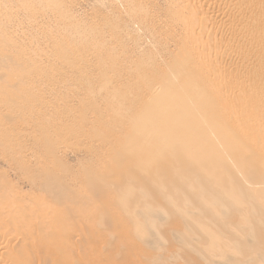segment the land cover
Here are the masks:
<instances>
[{"label": "rangeland", "instance_id": "obj_1", "mask_svg": "<svg viewBox=\"0 0 264 264\" xmlns=\"http://www.w3.org/2000/svg\"><path fill=\"white\" fill-rule=\"evenodd\" d=\"M55 1L57 2L58 5H55ZM138 6H140L141 8ZM131 7H133V10ZM145 8H147L148 10ZM137 10L149 11L151 16L148 20V23L158 24L157 22L158 17L165 16L166 0H54V2L52 0H0V42L2 43L0 44V59L3 57L7 58L8 56V59L15 61V62L13 61L10 62V65L11 66L13 65L12 67L10 65L9 67H5L4 65H2L3 66L2 68V66L0 65L1 67L0 73H2V75L0 74L1 75L0 76V96L1 98L4 97L3 99H0V101L6 100L7 105L8 103H11L9 104L10 107L12 105L11 108L9 107L8 108L9 109L13 108L11 110L13 112L12 113L10 112L8 108H5V106H7L5 103L3 102L0 103L1 104L0 105V120L1 122L3 121L2 122L3 124H1L0 122V125L1 127L2 125L6 127V129L5 127L2 129L0 127L1 129L0 130V137H1L0 140L3 138L0 141V151H1L0 152V182L6 179V181L12 183L13 185L15 183L14 186L16 187L17 191L25 192V193H32V194L33 193L38 194L39 192H44V189L46 188L47 191L49 190L48 194L45 195V192L47 191H45L44 194L43 193H40V194L46 197L49 195V198L47 197L48 199H50L49 202L51 201V203L49 204L53 206L55 204V201L53 202L54 203L53 204L52 203L53 199L50 197H52L53 194H54L55 199L59 197V200L57 198V200L59 201V204L57 202L58 205L55 204L54 206V208L56 209H57V206L60 209L63 206V208L65 209L66 205L65 206L64 204L61 205L60 199L61 198L63 199V197L66 198V199L64 198L65 200H61V201H63V203H66V200H67L68 206L72 205L70 210L68 209L69 207L66 208V210H69V211H66V213L67 212L69 213V216L67 215L68 213L66 214V216L71 219V220L70 219L68 220V226H69L70 231H73L70 233L75 234V235L78 234L79 236L81 235V239L85 238V240L83 239L84 241L83 242L82 240L79 241V239L77 238L79 236L77 237L75 236V238L77 239L76 241L74 239V236L71 235L73 236V238L71 237L72 239L70 238V240L72 241L70 242L72 244L70 242H69L70 244L68 243L69 246L71 245L70 246L71 251L69 252L70 253L69 257L71 259H68V260L69 262L70 260H73L72 262L73 264H78V263L80 264L81 263L82 264H264V166L261 165L262 166L261 167L260 164L252 165L254 163H253V160L251 163V159L255 158V156L252 153H248L240 148H233L232 151L235 152L236 156L231 155L232 158L228 160L230 156L227 155V157L228 156L229 157L228 159L226 158L227 159L226 160L213 153L201 154L198 148V143L195 141H191L188 138L175 139L174 141H171V144L169 143V148L168 146L166 147L168 148V150L165 148L161 150L163 151L165 156L162 155L163 157L159 158L158 161L151 162V166H152L151 169H153V173H149V172H152V170L146 171L143 168H139V166L135 162L138 157L137 158L135 157L134 159V156H133V159L132 158L130 159L131 155L128 156V154L125 155V153H123V150L124 152H128L129 150V149L127 150V148H129L128 144H124L120 148V152L116 154V156H113V154L118 149L116 148L117 144H119V146L122 144L120 143L122 140L121 136H123V134L127 131V129H125V126L123 124L127 121V118L129 119L131 116L137 114L140 111V109L142 110V108L139 109L138 107H140L141 104L143 103L141 100L144 101L143 99L144 96L143 97L141 96V92L144 89L142 87V84L145 78L143 77L139 78L140 76L138 75V73L136 74L133 73V68H135L134 63L136 62L135 65H137L138 62H140L141 60V63H139L140 65L149 67L146 74L148 73L147 75L149 74L153 75V68L160 65L161 62L163 61V57L161 56L163 55L162 49H165V47H161V46H164L165 44H167L168 49L174 48V46L170 44V41L164 38H163L164 40L162 39L160 41L156 39L155 41L157 44H155V41L153 42L154 39L151 36V34H148L149 32L147 30L145 31V29H141L140 26L135 23L137 22L136 20L137 16L135 15V12H139ZM64 16H67V17L65 18ZM75 21L76 22L78 21V22L76 23ZM132 22H134L135 24L134 23L132 24ZM78 23L81 25L83 24L85 25L84 27L86 29L84 30V32L80 31V30H83L84 28ZM86 23L88 24L87 27H86ZM100 23L103 26L100 25ZM130 23L132 24V26ZM95 24H97V26ZM68 25H71V26H68ZM94 26H96V28ZM115 26L118 27V31L121 30V32L119 31L120 32L119 35H121L119 36L120 38L119 37L117 38L115 34L113 33V30L114 32H116V30L114 29ZM97 27L100 30H97ZM122 27H124V29ZM70 28H72L74 32L71 33ZM77 28H78V31L75 33ZM88 28L94 29V30L92 31L90 30V32H88L89 31ZM68 29H70V31L66 32L68 31ZM125 29L126 31H128V33L125 31ZM85 31H87L88 34ZM93 31L97 33V35L93 34L94 33ZM145 32H148V33H145ZM77 33L80 36L79 35L77 36ZM70 34L75 35V36H71ZM127 34L130 38L127 36ZM113 36H115V38ZM149 36L152 37V39H150ZM4 37L7 39H5ZM132 37H135V38L131 39ZM79 39L81 40L79 41ZM119 39H120L119 41L120 43L113 42L116 40L118 41ZM61 40L65 42H62ZM84 40L87 42L84 43L85 42ZM132 40L134 42H132ZM2 41L3 42L5 41L6 43L7 42H10V43L12 42V43L6 44V43H3ZM126 41L128 44L126 43ZM163 41H165V43ZM71 43L73 45H71ZM158 43L159 44L161 43V44L159 45ZM123 44H124V47H123ZM99 45H100V48H98ZM118 45L122 46L123 48H120ZM155 45L157 47L156 53H154L156 51L154 49ZM61 46H64L63 48L64 50H67L66 51L67 53L70 52L73 55V56L70 55L71 57L69 56L70 57L69 60H72L73 62L67 61L63 56H60L61 54L59 55L57 53V52L61 53V50L63 49ZM56 48L57 50L60 48V50L57 51ZM71 48H75V50ZM83 49H84V52L82 51ZM95 49H97L96 52H98V50L100 49L99 51L100 53L102 51H105V53L103 52L104 57L102 53L101 54L96 53ZM112 49L116 51H113ZM85 50L87 51V53L89 52L88 56H87V53H85L86 52ZM54 51L55 52L57 51L56 52L57 55ZM77 51L79 52L77 53ZM90 51H92V54L96 55L97 57L90 56L92 55ZM140 51H142L143 54L140 53ZM151 51L153 52L150 53ZM164 51L166 52V49ZM49 52L51 53L54 52L55 54L54 53L51 54ZM124 52H125V55H126V52L129 53L130 55L129 54H127V56L122 55L124 54ZM8 53L9 55H7ZM12 53H13V55L11 56L12 58H10L9 56ZM153 53L155 54V56ZM46 54L50 56L52 55L53 57L54 55H56L55 57L59 61L55 60L56 58H53V57L50 58V56ZM74 54H75V57H74ZM111 54L115 55V56L113 55L114 56L113 61L117 60L118 63H115V62L113 63V61L111 62L112 60ZM157 54H162V55L158 56ZM45 55L48 57H46ZM120 55L121 57L119 58ZM57 56L62 57L61 59H63L64 61L59 59V57ZM98 56L99 57L102 56V58L100 59L98 58ZM19 57L22 59H20ZM158 57L159 58L161 57V59H159ZM30 58L33 60H31ZM95 58L98 59V63H96L97 59ZM51 59H54V60H51ZM75 59L80 62L76 64L77 62L75 63ZM152 59L154 61L155 60L156 61L162 60V61H158L157 63H155L156 61L153 62ZM166 59H170L168 54L166 56ZM41 60L43 63H39V61L41 62ZM82 60L83 61L85 60L86 62H83ZM99 60L104 64H102ZM107 60H109L110 62L108 61L109 62L108 63ZM27 61L29 62L27 63ZM30 61H32L33 64ZM46 61L48 64L46 63ZM119 61L120 62L122 61V62L119 63ZM24 62H26V65ZM35 62L37 63L35 64ZM105 62L108 63V66ZM23 63L24 65L22 66ZM44 63L46 64L44 65ZM65 63L68 66L67 65L65 66ZM73 63H75V65ZM40 64L42 65L43 69L41 68ZM87 64L88 66H86ZM89 64H92L93 66L91 65L92 67L91 66L89 67ZM113 64L114 66H116L115 64H118V69L119 70L122 69V71L117 70V72H115V69H113L115 72L113 74V70H111L112 68H114ZM119 64H123L122 67L120 66L119 68ZM124 64L127 66H124ZM36 65L40 66V69ZM50 65H53V66H50ZM57 65L59 66L57 67ZM69 65L72 66L71 70H69L70 69ZM109 65L110 66L112 65L111 69L109 68ZM24 66H28L31 69V71L33 70L32 74H31V71L27 72L26 71L27 69L25 68H28V67L24 68ZM54 66H55V69L50 68ZM62 66L63 67L65 66L66 68L65 67L64 68L67 70L63 69ZM123 66L125 67V69L129 67L127 70L132 73L130 72H127V73L129 75H132L131 77L129 75H126L127 73L125 74V72H123L125 70ZM82 67H85L89 70L86 69L87 71H85V68L82 69ZM9 68L10 69L12 68V69L9 70ZM47 68H49V70ZM94 68H97V69H94ZM103 68L105 72H103L104 71ZM6 69L8 70L6 71ZM13 69L14 71H12ZM17 69H19L18 70L19 72L16 71L17 73L15 74L14 72ZM51 69L52 71L53 69L54 71L56 69L57 70L56 72L53 71L52 73ZM73 69L76 70L75 71L76 73L73 72L74 71ZM22 70L27 73H24ZM42 70H44L43 73L41 72ZM64 70L66 73L70 74L71 78L68 77L69 75L68 76L64 75L66 74L64 73ZM82 70L84 71L81 72ZM109 70L111 71L110 73H109ZM10 71L13 72L15 76L12 75ZM60 71L61 72L63 71V72L60 73ZM94 71L95 73L96 72H101V73H96L97 75L99 74L97 76L94 73ZM106 71L108 74H110V76L113 74L112 75L113 77L112 76L110 77L108 74H106ZM35 73L38 74V77L36 75L37 79H34ZM46 73L48 74V77L46 76L47 75ZM10 74L12 75V77ZM44 74H45V78L47 77L48 80H50L51 77L52 79L50 81L46 80L43 77ZM50 74L52 75L49 76ZM86 74H89V75L87 76ZM105 74L107 75L105 80L106 82H109V89H110L109 91H112L113 90L112 88H115L119 92L118 99H117V96L113 97L111 93L108 92V90L104 88V84L106 82H104L105 81L104 79L102 81V77H105ZM71 75H74L75 77ZM82 75L84 77L86 76L87 79L86 77L84 79ZM9 76L11 77L10 79L12 80H14L17 76L18 78H16L15 80L17 82L11 81L9 79ZM24 76L25 78L28 77L27 79L31 78V80L29 79V82H32V83L35 82V84L33 83L35 87L32 85V87H34V90L32 91V94H31V97L33 99L30 97V94L28 92L29 91L28 88L30 87L28 84L24 86L27 92L25 91L21 92L19 90L20 86L17 83ZM31 76L34 78H32ZM100 76L101 78L99 79L101 81H99V79L97 78ZM108 76L111 79L107 80ZM116 76L118 77L115 80ZM78 77H80L79 80H78ZM81 77H83V80H81L82 79ZM88 77L90 78L89 81L92 86L88 84L89 83ZM119 77L121 78L118 80ZM2 78L3 79L5 78L6 81L5 79L4 81H1L3 80ZM7 78L9 80H7ZM74 78H76V80ZM27 79H24V80L27 81ZM39 79L41 80L45 79V80L44 82L43 80L39 82L40 81ZM63 79H65L66 81H64ZM77 80L78 82L80 80L82 82L86 80L88 83L83 82V85L86 87V89L83 90V88L85 87L84 86L82 87V84H78ZM121 80L123 83H121ZM113 81L115 82L113 83ZM118 81L119 83H121L120 85ZM82 82H79V83H82ZM126 82L127 84H125ZM48 83L50 85L52 83V85L50 86ZM137 84L138 85L140 84V85L138 86ZM2 85L3 87L4 86L5 87L3 88ZM42 85H44L45 87L44 86L43 88L40 87ZM122 86H127L126 88L128 92L129 91L130 92L127 93V91L124 89L125 87H122ZM37 87L41 90L40 91L41 94L43 93L42 95H45V97L42 96L43 97L42 98L40 96L41 94H39L40 93L39 89L38 90L36 89ZM67 87L69 88V90ZM35 89L38 91V93H36ZM65 89L66 91H64ZM79 89L80 90L82 89V90L79 92ZM102 89H105L106 91L104 90L100 93ZM118 89H124L123 91L120 90L122 91L121 93L123 94H121ZM131 89L133 91H131ZM16 91L17 92L19 91L22 94L23 93L24 94L26 93V94L22 95L20 93H17ZM34 91L40 97L38 95L37 97L33 96L35 95L33 94ZM68 91L69 93H67ZM136 91H140V92H136ZM13 92L18 95H22L26 99L25 100L26 102L24 101L23 98H21L22 103L24 104L19 103L21 102V100L18 98L16 99L13 98L15 95L14 96L9 95V93H13ZM125 92L127 94H125ZM131 92H132V95H137V96H135L134 98L132 95H129L131 94ZM61 94L63 97L61 96ZM64 94H66L65 96L67 98L64 96ZM104 95L106 96L110 95V96H107L106 98V96ZM122 95L126 96L127 98L131 97V99L133 100L132 101L131 99L130 101L126 100L125 102H127V104L125 102L123 103L122 101L125 100L126 97L124 98V96L122 97ZM92 96L94 97V99L95 98L96 99L94 100ZM44 98L46 99L45 102H43ZM59 98L60 99L63 98V99H61L60 101ZM113 98L117 99V101ZM119 98L120 99L122 98L121 101ZM37 99L38 100L40 99L39 101L40 102L42 101V103H45V105L40 103ZM67 99L69 102H67ZM73 99L75 100L73 101ZM111 99H113L112 102H111ZM137 99H139V101ZM18 100L19 102H17ZM29 100L31 101V103ZM52 100L58 101V103H56L55 101L53 102ZM89 100L90 102H92L91 104ZM118 100L121 103L118 102ZM51 103L53 105H51ZM59 103L61 107L58 105ZM64 104L67 106H65ZM139 104L140 106H138ZM16 105L18 106V107H15V108H18L17 110L14 109V106ZM26 105L29 107H27ZM111 105H114V107H112ZM116 105L119 107V109H120V106H122V111L125 112L124 114L121 113L123 115L121 118H120L121 115H119L121 112V109L119 110ZM24 106H26V108ZM82 106H83V109H82ZM110 106L114 109V112L120 111L116 115L117 117H119V119H117V117L114 116L116 112L114 113V115H111L112 113L110 114V112H113ZM20 107L21 108L23 107V108L21 109ZM55 107L56 108L60 107L61 109L60 111L58 109H56L55 111L56 112L59 111V113L60 112L63 113V116L61 115V113L59 115L54 111ZM142 107H143V104H142ZM2 108H5V109H2ZM28 108H30L31 110ZM74 108L76 109V111ZM6 109H8L9 111ZM62 109H64V111H62ZM36 110L39 113L36 112ZM42 110L44 113L42 112ZM77 110L79 111L82 110L80 111L82 116L79 115L80 113ZM74 111L75 113H73ZM104 111L106 113H104ZM21 112L24 114H22ZM36 113L39 114V116L41 115L42 117H39L38 115L36 116ZM51 113H53V115ZM54 113L56 114L57 117L56 116L54 117L55 115ZM126 113L128 116L125 115ZM12 114L15 116H13ZM31 114H33L34 116ZM17 115L19 116V118ZM20 115L22 116L25 115V117H22ZM77 115H79L78 117L80 119L81 117L82 119L84 117L83 119L84 121H82V119L77 120L79 119ZM46 116L48 118H46ZM245 116H248L247 111L245 112ZM63 117L64 118L67 117V121L69 120L67 122L68 126L71 123L70 124L71 127H68L67 124H65L66 119H64ZM70 118H73V119H70ZM59 119L61 122L58 121ZM62 119L65 121H63ZM6 121H8L7 124L11 122L8 125V127L6 126L7 125ZM106 121L107 122L109 121V122L107 123ZM73 123H75L74 126H73ZM79 123L82 125H80ZM91 123L94 125H91ZM64 125L66 128L67 127L69 128V129L67 128L69 132L66 129H64ZM77 125L78 126L80 125L81 127L80 126L78 127ZM125 125L127 124L125 123ZM93 126H94V129H93ZM112 126L115 128L120 127L121 129L116 130ZM13 127H16L17 129ZM55 127H56V130H54ZM58 127L61 129H59ZM77 127L78 129L76 130ZM95 127L98 129L95 130L96 129ZM100 127L101 128L103 127L102 129H104L105 131L104 130H103L104 132L101 131L102 129ZM17 130H19L20 132H22L23 130L24 131L22 133L17 132L19 134H16ZM26 130H30L32 132L30 133V131L28 132ZM61 130H62V133L66 132L63 135L65 136L67 135L66 138L69 141L66 140V138L64 139L65 136L58 135V133L61 132ZM75 130H76V134H80L82 137L80 135L76 137V134H74ZM119 130L120 132H118ZM3 131L5 132L4 134L6 135L3 134ZM55 131H56V134L54 133ZM77 131L79 133H77ZM52 132L56 136L52 135L53 134ZM87 132L89 133V135ZM68 133H70L71 136L73 133L72 137H76V138L71 139V136H68ZM12 134H15V136ZM3 135L5 137L7 136L8 138L7 137L5 138ZM10 135L12 136V138ZM118 136H119V139H117L118 140L117 141L116 138ZM22 137H24L25 140L22 139ZM83 137H85V140ZM87 137L88 138L90 137V138L87 140ZM253 137H254V134L249 133L245 136L244 139L250 140ZM27 138L29 139V141ZM62 138L64 141L66 140L65 141L66 143L62 140ZM77 138L78 139L80 138L82 141L80 139L78 141ZM16 139H19L21 142L24 140L23 141L24 143L22 142V144L23 145L25 144V146H23L21 142ZM60 140L62 142H60ZM76 140L79 142V144L78 142H76ZM112 141H114V144ZM115 141L117 142V144H115L116 143ZM16 142H20L19 143L20 145L17 144ZM63 142L66 145L68 143V145H70L71 147H69V149L67 148L65 149L62 144ZM80 142H82L86 146L83 145L82 143L80 145ZM3 144L6 146H4ZM90 144H92V146H90ZM58 145H59V148L61 146L59 150L56 149ZM74 145L75 147L77 146L76 149L73 147ZM62 146L66 151H64ZM22 147H26L24 148L25 150ZM89 147L94 148L93 150L95 151L90 150ZM101 150L104 154L101 152ZM54 153H57V154H54ZM52 154L56 155V159L54 158L55 156L54 157L52 156ZM16 156H18V158ZM104 159L105 160L107 159V160L105 161ZM44 160H48V161H44ZM106 162H109V164H107ZM115 162L117 164H115ZM49 165H51V167ZM104 165L110 166L109 169L107 168L108 166H106L107 168L106 169ZM121 165H123V167H120ZM110 168L111 169L113 168L112 169L113 172H109ZM117 168L118 169L121 168V169L118 170ZM37 170L39 171L37 172ZM36 172L37 174L39 173V175H37ZM46 173L48 176L46 175ZM44 174L45 176H43ZM49 174H51L50 180H48L50 176ZM35 175H37V179ZM40 176H43L44 178L41 177L40 179H38ZM103 176H105V178H103ZM45 180H47V182H45ZM38 181L39 183L36 184L38 186H36L34 183ZM48 181H53L54 184L53 182L48 183ZM32 182L33 184L31 186V184L29 183H32ZM40 183L41 184L43 183L45 185L47 184L46 186L50 185V188H52L53 186H55L56 188L53 187L52 189H50L48 188L49 186L45 187V185L42 184L41 186H43V188L45 187L43 189L40 187L39 185ZM52 184L53 186H51ZM34 185L36 187L33 189ZM93 187L94 188L97 187L96 189L97 190L99 189V190L97 192L96 191L93 192V189H94ZM36 188L39 190L40 189H43V190H40V191L38 190L37 192ZM123 189H125L124 190L125 192H122ZM127 189L130 192L129 195L127 193ZM51 190H52L51 192L52 196H50ZM88 199L90 201H87ZM117 200H120V201H117ZM72 207H73V211L71 212ZM133 214H135L137 217H135V215ZM115 215L116 217H114ZM111 216L113 217V219ZM68 218H66V220ZM141 227L142 229L138 230ZM135 229L137 230L136 232H135ZM87 231H89L88 233H90L91 231L93 232V234L91 235L90 233L88 235ZM142 231H145V233L147 234L145 235V233H143ZM96 232H97V235H96L97 237H94ZM85 234L88 236H85ZM89 236H92L93 238H90ZM79 242L83 244H79ZM99 248H102L101 250L103 251L102 254ZM78 251L79 252L81 251L80 252L81 258L77 256V254H79Z\"/></svg>", "mask_w": 264, "mask_h": 264}, {"label": "bare ground", "instance_id": "obj_2", "mask_svg": "<svg viewBox=\"0 0 264 264\" xmlns=\"http://www.w3.org/2000/svg\"><path fill=\"white\" fill-rule=\"evenodd\" d=\"M54 2V0H52ZM55 5H58L57 2L55 1ZM60 7V6H59ZM140 7V6H138ZM143 7V6H142ZM132 10H133V7H131ZM141 8V7H140ZM139 9V8H137ZM147 9V8H145ZM148 10V9H147ZM139 12H135V15L137 16V22H135L136 24H138L140 26L141 29H145V31L147 30L148 32H145V33H148V34H151V36L153 37V42L157 39V40H162L163 38L166 39V40H169L170 41V44L174 46L173 49H168L167 48V44H165L164 46H161V47H165L166 49V52L164 51L165 49H161L163 50V55L162 54H157L158 56L159 55H162L161 57H163V61L162 60H158V61H162L160 65H158L157 67L153 68V75L152 74H149L147 75L146 72L147 70L149 69V67H146L144 65H140L139 63H141V60L140 62H138L137 65L136 62L134 63V67L133 68V73L136 74L138 73V76L139 78H145L144 79V82L142 84V87L145 89H143V91L141 92V96L143 97L144 101L141 100L140 102L143 104V107H142V104L140 106V104L138 106L139 109L142 108V110L138 109V113L131 116L129 115V119L127 118V121L125 122L127 125H125V123L123 124L125 126V129H127V133L125 132L123 134L122 137V140L120 143H122L120 146L119 144H117V142L115 144H117L116 148H118L116 150V152L113 154V156H116V154H118L120 152V148L124 145V144H128L129 145V148H127L128 152H124L123 150V153L128 154V156H130V159L132 158L133 159V156H134V159L135 157L137 158L136 159V163L137 165L139 166V168H143L145 169L146 171L148 170H152V172H149V173H153V169L152 166H151V162H154V161H158L159 158L163 157L162 155H164L163 151H161L163 148L167 149L169 148V143L171 144V141H174L175 139H182V138H188L190 139L191 141H195L198 143V148H199V151L201 154H206V153H213L223 159H229L232 158L231 155H234L236 156L235 152L232 151L233 148H240L248 153H252L255 158L254 159H251V163H252V160H253V163L252 165H255V164H260V166H264V0H166V13H165V16H160L158 17V24H150L148 23V20L151 16V14L149 13V11H146V10H137ZM61 13V12H59ZM133 13V12H132ZM149 13V14H148ZM63 15V14H62ZM68 16V15H67ZM67 16H64L65 18ZM133 16V15H132ZM135 16V17H136ZM70 19V18H69ZM65 20V19H64ZM62 20V21H64ZM106 20V19H105ZM109 20V19H108ZM107 20V21H108ZM132 20V18H131ZM66 21V20H65ZM102 21V20H101ZM130 21V20H128ZM72 22V21H71ZM76 22V21H75ZM78 22V21H77ZM76 22V23H77ZM110 22V21H109ZM112 22V21H111ZM132 22V24L134 23ZM75 23V24H76ZM84 23V22H83ZM102 23V22H101ZM100 23V25H102ZM113 23V22H112ZM134 23V24H135ZM74 24V25H75ZM79 24V23H78ZM85 24V23H84ZM81 25L83 26V30H80V31H83L86 29L84 26L85 25ZM106 24V23H104ZM129 24V23H128ZM131 24V23H130ZM131 24V26H132ZM97 26V24H95ZM114 25V24H113ZM66 26V25H65ZM68 26H71V25H68ZM88 26V24L86 23V27ZM96 26H94L96 28ZM103 26V25H102ZM105 26V25H104ZM130 26V25H128ZM73 27V26H72ZM91 27V26H90ZM93 27V25H92ZM107 27V26H106ZM114 27V26H112ZM120 27V26H119ZM75 28V26H74ZM100 28V26H99ZM103 28V27H102ZM124 29V27H122ZM121 28V29H122ZM127 28V27H126ZM67 29V28H66ZM65 29V30H66ZM71 29V33L74 32V30ZM70 29H68V31L66 32H69ZM89 29V28H88ZM87 29V30H88ZM106 29V28H104ZM103 29V30H104ZM110 29V28H109ZM113 29V28H112ZM116 30V32H114L113 30V33L115 34V36L118 38L119 36V33L121 32V30L118 31V27L115 26L114 28ZM76 30V29H75ZM90 30H94V29H89L88 32H90ZM97 30H100L98 29L97 27ZM96 30V31H97ZM64 31V30H62ZM78 31V28L77 30L75 31V33ZM79 31V32H80ZM107 31V30H106ZM105 31V32H106ZM112 31V30H110ZM123 31V30H122ZM126 31V29H125ZM144 31V30H143ZM65 32V34H66ZM78 32V33H79ZM82 32V33H83ZM87 32V31H85ZM87 32V34H88ZM94 32V31H93ZM99 32V31H98ZM128 33V31H126ZM77 33V36L79 35ZM81 33V34H82ZM103 33V31H102ZM112 33V32H111ZM133 33V32H132ZM135 33V32H134ZM63 34V33H62ZM61 34V35H62ZM64 34V36H65ZM68 34V33H67ZM95 35H97V33H93ZM101 34V33H100ZM105 34V33H104ZM110 34V33H109ZM123 34V33H122ZM71 35V34H70ZM69 35V36H70ZM85 35V34H83ZM130 35V34H129ZM71 36H75V35H71ZM80 36V35H79ZM115 36H113L115 38ZM128 36V34H127ZM125 36V37H127ZM99 37V36H98ZM129 37V36H128ZM140 37V36H139ZM137 37V38H139ZM150 37V36H149ZM152 37H150V39H152ZM2 38V37H1ZM5 38V37H4ZM88 38V37H87ZM91 38V37H90ZM112 38V39H114ZM120 38V37H119ZM130 38V37H129ZM135 37H132L131 39H133ZM136 38V39H137ZM7 39V38H5ZM82 39V38H81ZM79 39V41L81 40ZM95 39V38H94ZM125 39V38H124ZM163 39V40H164ZM87 40V39H86ZM91 40V39H90ZM129 40V39H127ZM62 42H65L63 40H61ZM71 41V40H70ZM85 41V40H84ZM101 41V39H100ZM120 39L117 41H113L114 43L115 42H119ZM122 41V39H121ZM137 41V40H136ZM3 42V41H2ZM68 42V41H67ZM73 42V41H72ZM75 42V41H74ZM87 41H85L84 43H86ZM93 42V41H92ZM112 42V40H111ZM131 42V41H130ZM129 42V43H130ZM132 42H134L132 40ZM152 42V40H151ZM165 43V41H163ZM3 43H6L5 41ZM10 42H7L6 44H9ZM12 43V42H11ZM10 43V44H11ZM76 43V42H75ZM74 43V44H75ZM83 43V44H84ZM100 43V42H98ZM120 43V42H119ZM127 43V41H126ZM140 43V42H139ZM0 44H2L0 42ZM88 44V43H87ZM97 44V43H96ZM102 44V43H101ZM118 44V43H117ZM125 44V43H124ZM124 44H123V47H124ZM128 44V43H127ZM133 44V43H132ZM136 44V43H135ZM154 44V43H152ZM155 44L156 41H155ZM159 44V43H158ZM161 44V43H160ZM159 44V45H160ZM60 45V44H58ZM71 45H73L71 43ZM89 45V44H88ZM93 45V44H91ZM116 45V44H115ZM122 45V43H121ZM158 45V47H159ZM4 46V44H3ZM87 46V45H86ZM105 46V45H104ZM120 48H123L122 46L118 45ZM13 47V46H12ZM16 47V46H15ZM59 47V46H58ZM62 48L64 46H61ZM88 47V46H87ZM90 47V46H89ZM98 47V46H97ZM106 47V46H105ZM127 47V46H126ZM155 50L157 49L156 45L154 46ZM170 47V46H169ZM61 48V49H62ZM76 48V46H75ZM75 48H71V49H74ZM91 48V47H90ZM100 48V45L99 47ZM55 49V48H54ZM88 49V48H87ZM102 49V48H101ZM107 49V48H106ZM111 49V48H110ZM153 49V50H154ZM159 49V48H158ZM175 49V50H174ZM57 50V48H56ZM60 50V48L58 49ZM57 50V51H58ZM78 50V49H77ZM97 49H95V52H96ZM113 51H116L114 49H112ZM126 50V48H125ZM142 50V49H141ZM56 51V52H57ZM67 50H64V48L61 50V53L57 52L60 56H63L67 61H70V62H73L72 60H69V58L71 57L70 55H72L70 52L67 53L66 52ZM84 52V49L82 50ZM86 51V50H85ZM100 49L98 50V52L96 53H99V54H103V52L105 53V51H102L101 53L99 52ZM159 51V50H158ZM55 52V51H54ZM52 52V53H54ZM55 52V53H56ZM79 51H77L78 53ZM94 52V51H93ZM139 52V51H138ZM153 51H151L150 53H152ZM157 50L154 52L156 53ZM51 53V52H49ZM51 53V54H52ZM54 53V54H55ZM56 53V55H57ZM74 53V52H73ZM82 53V52H81ZM87 53V51L85 52ZM89 53V52H88ZM88 53H87V56H88ZM90 53L92 54V51H90ZM109 53V52H107ZM112 53V52H111ZM122 53V52H121ZM120 53V54H121ZM140 53H142V51H140ZM147 53V52H146ZM153 53V54H154ZM160 53V52H159ZM169 55V58L170 59H166V56L167 54ZM17 54V53H16ZM15 54V55H16ZM80 54V53H79ZM78 54V55H79ZM95 54V53H94ZM115 54V53H114ZM113 54V55H114ZM127 53L126 52V55H125V52L124 54L122 55H125L127 56ZM143 54V53H142ZM141 54V55H142ZM9 55V53L7 54ZM13 55V53L9 56L10 58H12L11 56ZM48 55V54H46ZM45 55V56H46ZM54 55V57L51 55H48L50 56V58H56ZM98 55V54H97ZM108 55V54H107ZM112 56V60L111 62L113 61V57L115 56ZM130 55V54H129ZM140 55V57H141ZM148 55V54H147ZM6 56V54H5ZM18 56V55H17ZM44 56V57H45ZM46 56V57H48ZM70 56V57H69ZM73 56V55H72ZM83 56V54H82ZM85 56V55H84ZM90 56H94V57H97L96 55H90ZM110 56V55H109ZM108 56V58H109ZM110 56V57H111ZM117 56V55H116ZM144 56V55H143ZM146 56V54H145ZM153 56V55H152ZM155 56V54H154ZM16 57V56H14ZM21 57V56H20ZM19 57V58H20ZM59 57V56H57ZM74 57H75V54H74ZM79 57V56H78ZM93 57V59H94ZM103 57H104V54H103ZM121 57V55L119 56V58ZM161 57L159 59H161ZM62 57H59V59H61ZM77 58V57H76ZM85 58V57H84ZM83 58V59H84ZM98 58H102L98 56ZM128 58V57H127ZM148 58V57H147ZM18 59V58H17ZM22 59V58H20ZM24 59V58H23ZM29 59V58H28ZM31 59V58H30ZM48 59V58H47ZM73 59V58H72ZM87 59V58H86ZM85 59V60H86ZM97 59V58H95ZM141 59V58H140ZM156 59V57H155ZM27 60V59H26ZM25 60V61H26ZM33 60V59H31ZM38 60V59H37ZM46 60V59H45ZM51 60H54V59H51ZM57 60V58L55 59ZM63 60V59H61ZM81 60V59H79ZM83 61V62H86V61ZM110 60V59H109ZM107 60V62L109 61ZM120 60V59H119ZM123 60V59H122ZM138 60V59H137ZM144 60V59H143ZM13 61L15 62L14 60H11V59H8V56L7 58H1L0 59V65H4L5 67H9L10 65V62ZM22 61V60H21ZM36 61V59H35ZM59 61V60H57ZM64 61V60H63ZM81 61V62H82ZM90 61V60H89ZM100 61V60H99ZM117 61V60H116ZM115 60L113 61V63H118V61L116 62ZM124 61V60H123ZM130 61V60H129ZM153 62H155L153 59H152ZM151 61V62H152ZM158 61H156L155 63H157ZM17 62V60H16ZM20 62V61H19ZM29 61H27L28 63ZM32 63V61H30ZM38 62V61H37ZM35 62V64L37 63ZM49 62V60H48ZM61 62V61H60ZM59 62V63H60ZM77 62V63H76ZM80 61H77L75 59V63L78 64ZM101 62V61H100ZM104 62V61H103ZM105 62L108 66V63L110 62ZM122 62V61H121ZM119 61V63H121ZM25 65H26V62H24ZM24 63L22 64V66L24 65ZM30 63V65H31ZM39 63H43L42 60L41 62L39 61ZM47 63V61H46ZM44 63V65L46 64ZM54 63V62H53ZM57 63V62H56ZM63 63V62H62ZM67 63V62H66ZM65 63V66L67 65ZM69 63V62H68ZM75 63H73L75 65ZM90 63V62H89ZM92 63V62H91ZM94 63V62H93ZM98 63V59H97V62ZM102 63V62H101ZM126 63V62H124ZM131 63V64H133ZM143 63V62H142ZM153 63V64H155ZM15 64V63H14ZM19 64V63H18ZM21 64V63H20ZM33 64V63H32ZM48 64V63H47ZM55 64V63H54ZM58 64V63H57ZM83 64V63H81ZM95 64V63H94ZM104 64V63H102ZM129 64V65H131ZM144 64V63H143ZM152 64V66H153ZM63 65V64H61ZM60 65V67H61ZM72 65V63H71ZM85 65V64H84ZM92 64H89V67L91 66ZM96 65V64H95ZM116 66H114V68H112L110 65H109V68L111 70L115 69V72H117L118 69V64H115ZM123 64H119V68L120 66L122 67ZM128 65V63H127ZM124 64V66H127ZM147 65V64H146ZM11 66V65H10ZM13 66V65H12ZM11 66V67H12ZM16 66V65H15ZM21 66V65H20ZM39 69H40V66L42 68V65L40 64V66L36 65ZM50 66H53V65H50ZM56 66V65H55ZM55 66L54 67H50V68H54L55 69ZM59 65H57L58 67ZM64 66V67H65ZM68 66V65H67ZM70 66V65H69ZM79 66V65H77ZM83 66V65H82ZM88 66V64L86 65ZM93 66V65H92ZM91 66V67H92ZM97 66V65H96ZM101 66V65H100ZM123 66V67H124ZM151 66V65H150ZM151 66V67H152ZM25 67H28V66H24ZM36 67V68H37ZM45 67V66H43ZM63 67V66H62ZM63 67V69H65ZM88 67V68H89ZM95 67V66H94ZM103 67V66H102ZM132 67V66H131ZM130 67V68H131ZM1 68V67H0ZM3 68V66H2ZM22 68V67H21ZM34 68V67H33ZM32 68V69H33ZM37 68V69H38ZM69 68V67H68ZM72 66H70V69L71 70ZM85 68V67H82V69ZM129 68V67H128ZM127 68V69H128ZM12 69V68H11ZM9 68V70H11ZM15 69V68H14ZM14 69L12 71H14ZM27 69L26 71L27 72H30L31 69L28 67V68H25ZM29 69V70H28ZM43 69V68H42ZM45 69V68H44ZM49 70V68H47ZM53 69V71H54ZM58 69V68H57ZM56 69V70H57ZM75 69V67H74ZM73 69V70H74ZM77 69V68H76ZM85 68V71L89 70ZM91 69V68H90ZM94 69H97V68H94ZM106 69V67H105ZM125 69V67H124ZM127 69H125L123 72H125V74L127 72H130L128 71ZM2 70V69H1ZM5 70V69H4ZM3 70V71H4ZM8 69H6L7 71ZM19 69L15 70V74L18 71ZM56 70L54 72H56ZM62 70V68H61ZM67 70V69H65ZM64 70V73H66ZM102 70V69H101ZM100 70V71H101ZM104 70V68H103ZM108 70V69H107ZM5 71V72H6ZM17 71V72H16ZM23 71V70H22ZM33 71V70H32ZM32 71H31V74H32ZM35 71V70H34ZM38 71V70H37ZM40 71V70H39ZM44 70H42L41 72L43 73ZM52 69H51V72L53 73ZM59 71V70H58ZM76 70H74L73 72H75ZM84 70H82L81 72H83ZM97 71V70H96ZM119 71H122L119 70ZM118 71V73H119ZM1 72V71H0ZM11 72V71H10ZM24 72V71H23ZM27 72H24V73H27ZM50 72V73H51ZM63 72V71H62ZM60 71V73H62ZM80 72V74H81ZM92 72V70H91ZM90 72V73H91ZM105 72V70L103 71ZM111 71L109 70V73ZM114 70H113V74L115 73ZM8 73V72H7ZM12 75H14L13 72H11ZM21 73V72H20ZM37 73V72H36ZM35 73V78L34 79H37L36 78V75L38 77V74ZM40 73V72H39ZM71 73V72H69ZM78 73V72H77ZM85 73V72H84ZM87 73V72H86ZM89 73V72H88ZM95 73V71H94ZM96 73H101V72H96ZM95 73V74H96ZM117 73V74H118ZM132 73V72H130ZM2 75V73H0ZM19 74V73H18ZM17 74V75H18ZM22 74V73H21ZM30 74V73H29ZM47 74V73H46ZM56 74V73H54ZM83 74V73H82ZM104 74V73H102ZM106 74L107 71H106ZM105 74V77H102V81L103 79L105 80L106 78V75ZM112 74V73H111ZM112 74V75H113ZM122 74V73H121ZM0 75V76H1ZM11 75V74H10ZM11 75V77H12ZM28 75V74H27ZM52 74H50L49 76H51ZM58 75V74H56ZM54 75V76H56ZM61 75V74H60ZM64 75H69L68 77H70V74L66 73ZM76 75V74H75ZM87 76L89 74H86ZM94 75V74H93ZM97 75V74H96ZM95 75V77H96ZM99 75V74H98ZM97 75V76H98ZM110 76V74H108ZM111 75V76H112ZM119 75V74H118ZM126 75H129L128 73ZM15 76V75H14ZM19 76V75H18ZM43 76V75H42ZM48 77V74L46 75ZM53 76V77H54ZM71 76H74V75H71ZM79 76V75H78ZM83 76V75H82ZM102 76V75H101ZM100 77H97L98 79L101 78ZM107 77V80L108 79H111L110 77ZM120 76V75H119ZM123 76V75H122ZM130 77L132 75H129ZM9 76V79L11 78ZM20 77V76H19ZM40 77V76H39ZM45 78V74L43 76ZM41 77V78H43ZM47 77L45 78L46 80ZM61 77V76H60ZM63 77V76H62ZM75 77V76H74ZM84 77V76H83ZM83 77H81L83 80ZM86 77V76H85ZM84 77V79H85ZM113 77V76H112ZM115 77V76H114ZM118 76H116L115 80L117 79ZM127 77V76H126ZM16 78H18L16 76ZM16 78L14 80L10 79L11 81H15ZM28 78V77H27ZM25 78V76L23 78L20 79V81H18L17 84H19L20 88L19 90L22 92V91H25V85L28 84L30 87L28 88V92L30 94V97H31V94H32V91L34 90V87L35 85H33V83L35 84V82H29V79L31 80V78L27 79ZM58 78V76H57ZM71 78V77H70ZM89 78V77H88ZM121 77L118 78V80L120 79ZM124 78V77H123ZM3 79V78H2ZM5 79V78H4ZM1 80V81H4ZM7 78V80H9ZM24 79H27V81H25ZM44 79V80H45ZM52 79V77H51ZM50 79V80H51ZM66 79V78H65ZM65 79H63L64 81H66ZM68 79V78H67ZM76 80V78H74ZM80 79V77H78V80ZM87 79V77H86ZM125 79V78H124ZM41 82L42 80L39 79ZM43 80V82H44ZM48 80V81H50ZM77 80V82H78ZM79 81V82H82V81ZM90 80V78L88 79V81ZM113 80V79H112ZM6 81V79H5ZM34 81V80H32ZM37 81V80H36ZM72 81V80H71ZM99 81H101L99 79ZM128 81V80H127ZM8 82V81H7ZM17 82V81H15ZM46 82V81H45ZM63 82V81H62ZM70 82V81H69ZM75 82V81H74ZM78 84H82V87L84 86L83 85V82H87L86 80H84L82 83H79ZM92 82V81H91ZM106 82V80L104 81ZM103 82V83H104ZM111 82V81H110ZM115 81H113L114 83ZM2 83V82H1ZM47 83V82H46ZM54 83V82H53ZM73 83V82H72ZM88 83V82H87ZM86 83V84H87ZM95 83V82H94ZM117 83V81H116ZM119 83V81H118ZM121 83L122 80H121ZM119 83V85L121 84ZM5 84V83H4ZM9 84V83H8ZM13 84V83H12ZM40 84V83H39ZM45 84V83H44ZM49 84V83H48ZM66 84V82H65ZM90 84V81L89 83ZM127 84V82L125 83ZM135 84V83H134ZM11 85V84H10ZM32 85L34 87H32ZM38 85V83H37ZM36 85V86H37ZM46 85V84H45ZM50 85V84H49ZM48 85V86H49ZM52 85V83H51ZM50 85V86H51ZM63 85V83H62ZM91 85V84H90ZM118 85V86H119ZM123 85V84H122ZM138 85V84H137ZM140 85V84H139ZM138 85V86H139ZM44 85L40 86L43 88ZM67 86V85H66ZM71 86V85H70ZM73 86V85H72ZM92 86V85H91ZM90 86V87H91ZM116 86V84H115ZM3 87V85H2ZM1 87V88H2ZM5 87V86H4ZM3 87V88H4ZM39 87V86H38ZM36 88L37 90L39 88ZM45 87V86H44ZM85 87V86H84ZM88 87V86H87ZM120 87V86H119ZM122 87H125L124 89L128 92L127 90V86H122ZM135 87V86H134ZM65 88V87H64ZM63 88V89H64ZM68 88V87H67ZM97 88V87H96ZM104 88L106 90H108V92L111 93V95L113 97L117 96V99H118V95H119V92L115 89V88H112L113 90L112 91H109V82H106L104 84ZM121 88V87H120ZM6 89V88H5ZM18 89V88H17ZM27 89V88H26ZM35 89V90H36ZM86 89L83 88V90ZM89 89V88H88ZM101 89V88H100ZM99 89V90H100ZM105 89H102L100 91V93L102 91H104ZM124 89H118L119 91L120 90H124ZM134 89V88H132ZM131 89V91H133ZM15 90V89H14ZM36 90V93H38V91ZM69 90V88H68ZM82 90V89H81ZM79 89V92L81 91ZM105 90V91H106ZM130 90V88H129ZM139 90V89H138ZM41 90L39 89V92ZM66 91V89L64 90ZM86 91V90H85ZM92 91V90H91ZM120 91V93L122 92ZM135 91V90H134ZM6 92V91H5ZM9 92V91H7ZM17 92V91H16ZM43 92V91H42ZM99 92V91H98ZM136 92H140V91H136ZM135 92V94H136ZM17 93H20L19 91ZM35 91L33 92V96H36L38 94H36ZM65 93V92H63ZM69 93V91L67 92ZM71 93V91H70ZM125 92V94H127ZM22 94V93H20ZM26 94V93H25ZM24 93L22 95H25ZM28 94V95H29ZM41 94V92L39 93ZM43 94V93H42ZM40 95L41 97L45 95ZM45 94V93H44ZM90 94V92H89ZM88 94V95H89ZM98 94V93H97ZM123 94V93H121ZM9 95L11 96H14L13 98H18L21 100V98L24 99V101L26 100L22 95H18L16 93H9ZM66 94H64L65 96ZM75 95V94H74ZM73 95V96H74ZM79 95V94H78ZM82 95V94H81ZM87 95V94H86ZM129 95H132V92L131 94ZM39 96V95H38ZM39 96V97H40ZM48 96V95H47ZM59 96V95H58ZM62 96V94H61ZM71 96V95H69ZM76 96V95H75ZM106 96V95H104ZM107 96H110V95H107ZM106 96V98H107ZM124 95H122L123 97ZM128 96V95H127ZM134 98L135 96L137 95H132ZM9 97V96H7ZM27 97V96H26ZM63 97V96H62ZM66 97V96H65ZM79 97V96H78ZM93 97V96H92ZM91 97V98H92ZM121 97V95H120ZM126 96H124L125 98ZM140 97V96H139ZM141 97V98H142ZM4 97L1 98L0 96V99H3ZM29 98V97H28ZM32 98V97H31ZM43 98V97H42ZM67 98V97H66ZM87 98V97H86ZM127 98V97H126ZM125 100H123L122 102L124 103L126 100H129L131 99L130 98H127ZM33 99V98H32ZM60 99V98H59ZM63 99V98H61ZM60 99V101H61ZM94 99V97H93ZM96 99V98H95ZM94 99V100H95ZM99 99V98H98ZM115 99V98H113ZM113 99H111V102L113 101ZM117 99H115L117 101ZM120 99V98H119ZM122 99V98H121ZM120 99V101H121ZM140 99V98H139ZM139 99H137L139 101ZM38 100V99H37ZM40 100V99H39ZM38 100V101H39ZM43 100V99H41ZM45 98H44V101L45 102ZM50 100V99H49ZM75 99H73L74 101ZM93 100V102H94ZM114 100V101H115ZM133 99H131L132 101ZM15 101V100H14ZM30 101V100H29ZM53 101V100H52ZM55 101V100H54ZM53 101V102H54ZM59 101V102H60ZM118 100V102H120ZM3 102V103H7L6 100L4 101H0V103ZM19 102V100L17 101ZM26 102V101H25ZM40 102V101H39ZM56 103H58V101H55ZM64 102V100H63ZM66 102V100H65ZM67 102L68 99H67ZM86 102V101H84ZM90 102V100H89ZM100 102V101H99ZM102 102V100H101ZM110 102V101H109ZM139 102V103H140ZM2 103V105H3ZM19 103H22V100L21 102ZM31 103V101H30ZM29 103V104H30ZM42 103V101L40 102ZM39 103V104H40ZM55 103V104H56ZM92 102H90L91 104ZM97 103V102H95ZM121 103V102H120ZM122 103V104H123ZM127 104V102H125ZM129 103V102H128ZM134 103V102H132ZM11 104V103H8V105ZM24 104V103H22ZM38 104V103H37ZM43 105H45V103H42ZM70 104V103H69ZM88 104V103H87ZM86 104V105H87ZM116 104V103H115ZM1 105V104H0ZM7 105V104H6ZM5 106V108H11L10 105L9 106ZM31 105V104H30ZM35 105V104H34ZM33 105V106H34ZM41 105V104H40ZM51 105H53L51 103ZM60 106V103L58 104ZM65 105V104H64ZM85 105V103H84ZM100 105V104H99ZM105 105V104H104ZM134 105V104H132ZM27 106V105H26ZM26 106H24L26 108ZM32 106V107H33ZM67 106V105H65ZM102 106V105H101ZM100 106V107H101ZM112 107H114V105H111ZM110 106V108H112ZM117 106V105H116ZM131 106V105H130ZM15 107H18L17 105L14 106V109H18V108H15ZM29 107V106H27ZM35 107V106H34ZM38 107V106H37ZM53 107V106H52ZM61 107V106H60ZM59 108H56L54 109V111L56 109H58L59 111L61 110ZM64 107V106H63ZM62 107V108H63ZM70 107V106H68ZM67 107V108H68ZM75 107V105H74ZM99 107V106H98ZM107 107V105H106ZM5 108H2V109H5ZM8 108V109H9ZM21 108V107H20ZM23 108V107H22ZM21 108V109H22ZM31 108V107H30ZM28 108V109H30ZM81 108V107H80ZM85 108V106H84ZM103 108V107H102ZM116 108V107H115ZM117 108L119 109V107L117 106ZM116 108V109H117ZM6 109V110H8ZM13 109V108H12ZM12 109H9L10 112H12L11 110ZM40 109V108H38ZM37 109V110H38ZM49 109V108H48ZM66 109V108H65ZM75 109V108H74ZM82 109H83V106H82ZM115 109V110H116ZM120 109H121V112L119 115L120 118L123 116L121 113H125L122 111V106H120ZM119 109V110H120ZM126 109V108H125ZM131 109V108H130ZM5 110V111H6ZM8 110V111H9ZM26 110V109H25ZM31 110V109H30ZM36 110V112H38ZM50 110V109H49ZM111 110H113V112H110L111 115H114V109L112 108ZM110 110V111H111ZM135 110V109H133ZM4 111V110H2ZM1 111V112H2ZM7 111V112H8ZM21 111V110H20ZM53 111V110H52ZM56 112L57 114L60 115V113ZM62 111H64V109H62ZM73 111V110H72ZM76 111V109H75ZM75 111L73 113H75ZM79 111V110H77ZM82 111V110H80ZM79 111V113H80ZM106 111V110H105ZM104 111V113H106ZM118 111V110H117ZM248 112V116H245V112ZM6 112V114H7ZM9 112V113H10ZM15 112V111H14ZM43 112V110H42ZM41 112V113H42ZM48 112V111H47ZM119 112H116V114L114 115L115 117H117L116 115L119 113ZM13 113V112H12ZM17 113V112H16ZM19 113V112H18ZM22 113V112H21ZM30 113V112H29ZM28 113V114H29ZM39 113V112H38ZM40 113V114H41ZM44 113V112H43ZM3 114V113H1ZM5 114V113H4ZM20 114V113H19ZM18 114V115H19ZM24 114V113H22ZM26 114V113H25ZM53 115V113H51ZM55 114V113H54ZM109 114V115H110ZM10 115V114H9ZM13 115V114H12ZM17 115V116H18ZM33 115V114H31ZM30 115V117H31ZM39 116V114L36 113V116ZM43 115V114H42ZM58 115V116H59ZM61 115L63 116V113H61ZM81 115V113L79 114ZM77 115V117L79 116ZM108 115V116H109ZM118 115V116H119ZM126 116L127 113L125 114ZM124 115V116H125ZM7 116V115H5ZM4 116V117H5ZM15 116V115H13ZM12 116V117H13ZM22 116V115H20ZM28 116V115H27ZM34 116V115H33ZM56 116V114L54 115V117ZM66 116V115H65ZM64 116V117H65ZM76 116V115H75ZM82 116V115H81ZM87 116V115H86ZM106 116V115H105ZM107 116V117H108ZM113 116V117H114ZM22 117H25V115H23ZM29 117V116H28ZM39 117H42L41 115ZM44 117V116H43ZM57 117V116H56ZM63 117V118H64ZM76 117V118H77ZM6 118V117H5ZM14 118V117H13ZM19 118V116H18ZM17 118V119H18ZM34 118V117H33ZM38 118V117H37ZM46 118H48L46 116ZM79 118V117H78ZM124 118V117H123ZM2 119V118H1ZM9 119V118H8ZM26 119V118H25ZM42 119V118H41ZM54 119V118H53ZM58 119V118H57ZM61 119V118H60ZM60 119L58 121H60ZM66 119V123L67 126H68V121H67V117L64 118ZM70 119H73V118H70ZM82 119V117H81ZM80 118L77 119V120H81ZM84 119V117H83ZM82 119V121H84ZM115 119V118H114ZM117 119H119V117H117ZM30 120V119H29ZM39 120V119H38ZM63 120V119H62ZM93 120V119H92ZM109 120V119H107ZM116 120V119H115ZM121 120V119H120ZM126 120V119H125ZM5 121V120H4ZM27 121V120H26ZM32 121V120H31ZM57 121V122H58ZM65 121V120H63ZM91 121V120H89ZM119 121V120H117ZM1 122V120H0ZM3 122V121H2ZM1 122V124H3ZM8 121H6V124H7ZM55 122V121H54ZM61 122V121H60ZM79 122V121H78ZM93 122V121H92ZM107 122V121H106ZM109 122V121H108ZM107 122V123H108ZM113 122V121H111ZM11 123V122H10ZM8 123L6 126L8 127V125L10 124ZM27 123V122H26ZM41 123V122H40ZM63 123V122H62ZM76 123V122H75ZM73 123V126L74 124ZM85 123V122H84ZM83 123V124H84ZM118 123V122H117ZM15 124V123H14ZM23 124V123H22ZM43 124V123H42ZM47 124V123H46ZM53 124V123H52ZM71 124V123H70ZM69 124L68 127H71ZM80 124V123H79ZM112 124V123H111ZM20 125V124H19ZM82 125V124H80ZM79 125V126H80ZM86 125V124H85ZM91 125H94L91 123ZM103 125V124H102ZM113 125V124H112ZM119 125V124H118ZM15 126V125H13ZM29 126V125H28ZM32 126V125H31ZM41 126V125H40ZM54 126V125H52ZM72 126V127H73ZM76 126V125H75ZM78 126V125H77ZM78 126V127H79ZM97 126V125H96ZM99 126V125H98ZM111 126V125H110ZM109 126V127H110ZM120 126V125H119ZM1 127V125H0ZM5 126L2 125L1 129L4 128ZM18 127V126H17ZM60 127V126H59ZM58 127V128H59ZM67 127V128H68ZM78 127L76 128V130L78 129ZM81 127V126H80ZM113 127V126H112ZM111 127V128H112ZM116 127V125H115ZM113 127V128H115ZM118 127V126H117ZM122 127V126H121ZM13 128H16V127H13ZM19 128V127H18ZM23 128V127H22ZM27 128V126H26ZM57 128V129H58ZM64 125V129H67ZM96 128V127H95ZM101 128V127H100ZM103 128V127H102ZM101 128V129H102ZM0 129V130H1ZM6 129V127H5ZM11 129V128H10ZM17 129V128H16ZM15 129V130H16ZM61 129V128H59ZM58 129V130H59ZM63 129V128H62ZM63 129V130H64ZM93 129H94V126H93ZM98 128H96L95 130H97ZM116 130L117 129H121L120 127L118 128H115ZM4 130V129H3ZM33 130V129H32ZM38 130V129H37ZM56 130V127L55 129ZM65 130V131H66ZM76 130H75V133L76 134ZM104 129H102L101 131H103ZM10 131V130H9ZM21 131V129H20ZM19 130L16 131V134H19L17 132H20ZM24 131V130H23ZM22 131V132H23ZM26 131H30V130H26ZM74 131V129H73ZM100 131V132H101ZM105 131V130H104ZM103 131V132H104ZM112 131V130H110ZM20 132V133H22ZM32 131H30L31 133ZM42 132V131H41ZM69 132V131H68ZM120 132V130L118 131ZM2 133V132H1ZM5 132L3 131V134ZM10 133V132H9ZM27 133V132H26ZM53 133V132H52ZM56 134V131L54 132ZM54 133L52 135H54ZM62 130L61 132L58 133V135H63L65 134L64 132L62 134ZM73 133H72V136H73ZM77 133H79L77 131ZM84 133V132H83ZM88 133V132H87ZM116 133V131H115ZM249 133H253L254 134V137L250 140H245V136ZM11 134V133H10ZM28 134V133H27ZM36 134V133H34ZM33 134V135H34ZM6 135V134H4ZM3 135V136H4ZM15 136V134H12ZM80 134H76V137L79 136ZM84 135V134H83ZM89 135V133H88ZM86 135V136H88ZM11 136V135H10ZM26 136V135H25ZM35 136V135H34ZM56 136V135H54ZM65 136V135H63ZM62 136V137H63ZM67 136V135H66ZM66 136L64 137V139L66 138ZM68 136H71L70 133H68ZM71 136V139L72 138H76V137H72ZM75 136V135H74ZM81 136V135H80ZM85 136V135H84ZM5 137V136H4ZM7 137V136H6ZM5 137V138H6ZM28 137V136H27ZM58 137V136H57ZM56 137V138H57ZM82 137V136H81ZM80 137V138H81ZM1 138V137H0ZM8 138V137H7ZM12 138V136H11ZM17 138V137H16ZM38 138V137H37ZM55 138V139H56ZM79 138V139H80ZM84 140H85V137H83ZM90 138V137H89ZM87 137V140L89 139ZM3 139V138H2ZM1 139V140H2ZM22 139L25 140L24 137H22ZM28 139V138H27ZM33 139V137H32ZM44 139V138H43ZM54 139V140H55ZM70 139V140H71ZM78 139V138H77ZM78 139V141H79ZM82 139V138H81ZM80 139V140H81ZM111 139V138H110ZM119 139V136L116 138V140ZM0 140V141H1ZM16 140H19V139H16ZM23 140V141H24ZM53 140V141H54ZM57 140V139H56ZM63 140V138H62ZM66 140H68L66 138ZM65 140V141H66ZM74 140V139H73ZM72 140V141H73ZM11 141V139H10ZM20 141V140H19ZM22 141V142H23ZM29 141V139H28ZM64 141V140H63ZM64 141V142H65ZM69 141V140H68ZM76 140V142H78ZM82 141V140H81ZM94 141V140H93ZM111 141V140H109ZM118 141V140H117ZM21 142V141H20ZM20 142H16L17 144H19ZM21 142V144H22ZM60 142H62L60 140ZM64 142L62 143L64 148L66 149H69V147H71L70 145H67L64 144ZM71 142V141H70ZM75 142V143H76ZM86 142V141H85ZM89 142V141H88ZM113 144H114V141H112ZM24 143V142H23ZM55 143V142H54ZM66 143V142H65ZM82 142H80V145H81ZM8 144V143H7ZM10 144V143H9ZM15 144V143H13ZM16 144V145H17ZM73 144V143H72ZM79 144V142H78ZM83 144V143H82ZM87 144V143H86ZM104 144V143H103ZM4 145V144H3ZM20 145V144H19ZM23 145V144H22ZM21 145V146H22ZM55 145V144H54ZM66 145V146H65ZM85 145V144H83ZM6 146V145H4ZM25 146V144L23 145ZM62 146V148H63ZM86 146V145H85ZM84 146V147H85ZM90 146H92V144H90ZM104 146V145H103ZM107 146V145H106ZM158 146V147H157ZM168 146V148H166ZM15 147V146H14ZM13 147V149H14ZM17 147V146H16ZM75 149L77 148V146L75 147V145L73 146ZM105 147V146H104ZM12 148V147H11ZM23 149L26 148V147H22ZM52 148V147H51ZM61 148V146H60ZM59 148V145L58 147L56 148L57 150L60 149ZM63 148V149H64ZM79 148V147H78ZM81 148V147H80ZM112 148V147H111ZM64 149V151H66ZM88 149V148H87ZM90 150H93L94 148H91L89 147ZM107 149V147H106ZM115 149V148H113ZM10 150V149H9ZM25 150V149H24ZM53 150V149H52ZM81 150V149H80ZM7 151V150H6ZM63 151V150H62ZM95 151V150H93ZM106 151V150H105ZM104 151V152H105ZM1 152V151H0ZM31 152V151H29ZM54 152V151H53ZM102 152V150H101ZM10 153V152H9ZM15 153V152H14ZM18 153V152H17ZM61 153V152H60ZM103 153V152H102ZM163 153V154H162ZM2 154V153H1ZM49 154V153H48ZM54 154H57V153H54ZM104 154V153H103ZM102 154V155H103ZM140 154V155H139ZM18 155V154H17ZM139 155V156H137ZM227 155H229L227 157ZM23 156V155H22ZM37 156V155H36ZM52 156L56 159V155H53ZM111 156V157H113ZM165 156V155H164ZM253 156V157H254ZM257 156V157H256ZM18 158V156H16ZM107 157V155H106ZM125 157V156H124ZM143 157V158H142ZM14 158V157H13ZM20 158V157H19ZM115 158V157H114ZM21 159V158H20ZM110 159V158H109ZM226 159V160H227ZM18 160V159H17ZM52 160V159H51ZM105 160V159H104ZM107 160V159H106ZM105 160V161H106ZM115 160V159H114ZM44 161H48V160H44ZM120 161V160H119ZM16 162V161H15ZM19 162V161H18ZM134 162V161H133ZM134 162V163H135ZM23 163V162H22ZM27 163V162H26ZM40 163V162H39ZM102 163V162H100ZM107 164H109V162H106ZM14 164V163H13ZM21 164V163H20ZM114 164V162H113ZM115 164H117L115 162ZM43 165V164H42ZM101 165V164H99ZM20 166V165H19ZM23 166V165H22ZM51 167V165H49ZM103 166V164H102ZM105 166V165H104ZM108 166V165H106ZM105 166V168H106ZM257 166V165H256ZM261 166V167H262ZM16 167V166H15ZM27 167V166H26ZM41 167V166H40ZM110 166H108L107 168L109 169ZM116 167V166H115ZM120 167H123V165H121ZM259 167V166H258ZM31 168V167H29ZM43 168V166H42ZM104 168V167H103ZM106 168V169H107ZM15 169V168H14ZM46 169V168H45ZM113 169V168H112ZM110 168L109 172H113ZM118 169V168H117ZM116 169V170H117ZM121 169V168H119ZM118 169V170H119ZM263 169V168H262ZM117 170V171H118ZM39 170H37L38 172ZM50 171V169H49ZM28 172V171H27ZM36 172V174H37ZM115 172V170H114ZM33 173V172H32ZM31 173V174H32ZM24 174V173H23ZM96 174V173H95ZM29 175V174H28ZM39 175V173L37 174ZM37 175H35L36 179H37ZM47 175V173H46ZM49 178L48 180H50L51 178V174H49ZM2 176V174H1ZM14 176V175H13ZM31 176V175H30ZM45 176V174L43 175ZM43 176H40L38 179H40L41 177L44 178ZM48 176V175H47ZM19 177V176H18ZM97 177V176H96ZM7 178V177H6ZM33 178V177H32ZM46 178V179H47ZM103 178H105V176H103ZM31 179V178H30ZM34 179V178H33ZM17 181V180H16ZM25 182V181H24ZM43 182V181H42ZM45 182H47V180H45ZM49 182H53V181H48ZM38 182H35L34 184L36 185ZM33 184L32 183H29ZM43 184V183H42ZM41 183L39 184L41 188H43V186ZM54 184V182H53ZM53 184L51 186H53ZM15 185V183H14ZM12 183L6 181V179L2 182H0V264H71L73 262V260H69L68 259H71L69 257L70 255V251H71V245L69 246V244L72 242L70 240V238L74 236V239L77 241V239L75 238V236H79L78 234H72L70 232H73V231H70L69 229V226H68V220L70 218H68L66 216V211H69L71 206L72 205H69L67 204V200H66V203H63V201L61 200H65L66 198L63 197V199L61 198L60 199V204L64 206L66 205L65 209L62 208L60 209L58 206H57V209L54 208L55 204L58 205L59 204V197L58 200L57 198L55 199L54 198V194L53 196L51 195V192L52 190L50 191V198H52V203L55 201V204L54 206L53 205H50L49 203H51V201L49 202L50 199L49 198V195L46 197V196H43L42 194L40 193H43L46 190L45 187H48L50 188V185L46 186L45 184V189H44V192H39L38 194L37 193H25V192H19L17 191L16 187L14 186ZM33 187V189L38 186L36 185ZM17 186V185H16ZM20 186V185H19ZM23 186V185H22ZM25 186V185H24ZM55 187V186H53ZM52 187V188H53ZM26 188V187H25ZM30 188V187H28ZM47 188V189H48ZM50 188V189H52ZM56 188V187H55ZM94 188V187H93ZM92 188V189H93ZM97 187H95L94 189H96ZM43 189H40V190H43ZM93 189V192H97L98 190H94ZM37 192L39 189H37ZM39 190V191H40ZM54 190V189H53ZM125 189H123L122 192H125L124 191ZM21 191V190H20ZM49 191V190H48ZM48 191L45 192V195L48 194ZM127 193L129 195V191L127 189ZM133 193V192H132ZM125 195V194H124ZM127 195V196H128ZM65 198V199H64ZM84 198V196H83ZM55 199V200H54ZM87 199V198H85ZM90 199V198H89ZM87 200V201H90V200ZM117 201H120V200H117ZM58 202V204H57ZM62 202V203H61ZM144 205V204H143ZM53 206V207H52ZM61 207V206H60ZM69 207L68 209L69 210H66V208ZM126 209V208H125ZM124 209V210H125ZM128 210V209H127ZM130 210V209H129ZM73 211V207L71 209V212ZM133 212V211H132ZM144 212V211H143ZM141 212V213H143ZM135 213V212H134ZM162 213V212H161ZM113 214V213H112ZM111 214V215H112ZM132 214V213H131ZM69 216V213L67 214ZM118 215V214H116ZM116 215L114 217H116ZM135 215V214H133ZM131 216V215H130ZM112 217V216H111ZM135 217H137L135 215ZM66 218H68L66 220ZM113 219V217H112ZM71 220V219H70ZM118 221V220H116ZM89 224V223H88ZM142 229L139 228L138 230ZM91 230V229H90ZM137 230L135 229V232ZM89 231H87L88 233ZM139 232V231H138ZM137 232V233H138ZM143 233H145V231H142ZM75 233V232H74ZM86 233V234H87ZM91 235L93 234V232H91ZM88 233V235L90 234ZM95 233V232H94ZM85 236H88L86 235ZM140 234V233H139ZM147 233H145L146 235ZM73 235V236H71ZM97 232L95 234L94 237H97ZM143 235V234H142ZM84 236V237H85ZM90 238H93L92 236H89ZM87 237V238H89ZM71 238V239H72ZM79 239V241H83V239L85 240V238H82L81 239V235L79 237H77ZM74 240V241H75ZM71 241V242H70ZM70 242V243H69ZM84 242V241H83ZM69 243V244H68ZM75 243V242H74ZM72 244V243H71ZM79 244H83V243H80ZM74 245V244H73ZM74 247V246H73ZM79 248V247H78ZM100 251L102 250V248H99ZM98 249V250H99ZM105 249V248H104ZM77 250V248H76ZM91 250V249H90ZM99 251V253H100ZM79 252V251H78ZM81 252V251H80ZM80 252L79 254H77V256H79V258H81L80 256ZM98 252V251H97ZM103 251H101V254H102ZM72 253V252H71ZM73 254V253H72ZM75 255V253H74ZM82 261V260H81ZM80 262V261H79ZM73 264V263H72ZM80 264V263H78ZM82 264V263H81Z\"/></svg>", "mask_w": 264, "mask_h": 264}]
</instances>
